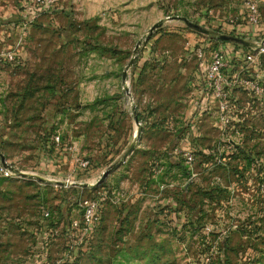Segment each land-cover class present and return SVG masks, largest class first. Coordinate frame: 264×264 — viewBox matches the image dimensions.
Masks as SVG:
<instances>
[{
  "label": "rangeland",
  "instance_id": "rangeland-1",
  "mask_svg": "<svg viewBox=\"0 0 264 264\" xmlns=\"http://www.w3.org/2000/svg\"><path fill=\"white\" fill-rule=\"evenodd\" d=\"M24 4L0 0V152L31 174L0 175V264H264V0Z\"/></svg>",
  "mask_w": 264,
  "mask_h": 264
},
{
  "label": "built area",
  "instance_id": "built-area-1",
  "mask_svg": "<svg viewBox=\"0 0 264 264\" xmlns=\"http://www.w3.org/2000/svg\"><path fill=\"white\" fill-rule=\"evenodd\" d=\"M56 0H25L26 10L38 11L39 8L50 7ZM252 21L256 20V15L251 17ZM199 54L201 53V48H198ZM10 56V54L8 53ZM250 52L243 54L242 59L244 61H249L252 59ZM224 50L222 48L216 47L210 50L207 56L203 55L200 59L199 72L202 84L208 89V94L216 99H221L224 97V88L227 83H231L236 80L235 69L232 70V64L228 60ZM231 64V65H230ZM235 72V73H234ZM220 104L223 101L220 100ZM57 138V135H54ZM186 159L191 158V154L187 153L185 155ZM6 167L0 162V175L4 173Z\"/></svg>",
  "mask_w": 264,
  "mask_h": 264
},
{
  "label": "water",
  "instance_id": "water-1",
  "mask_svg": "<svg viewBox=\"0 0 264 264\" xmlns=\"http://www.w3.org/2000/svg\"><path fill=\"white\" fill-rule=\"evenodd\" d=\"M165 17L167 18H178V19H181L183 20L188 26H190L191 28H194L196 30H199V31H202V32H205V33H208L210 35H214L216 37H219V38H223V39H227V40H231V41H235V42H238V43H241L245 46H253V41L246 38V37H243L241 35H237V34H234V33H230V32H224V31H212L210 28L196 22V21H193L191 20L190 18H188L186 15L184 14H179V13H173V14H167ZM162 19L163 18H158L157 20L153 21L147 28V32L143 35V36H146L147 34H149L156 26H158L161 22H162ZM141 38L137 39V41L135 42L133 48H132V54L130 55L128 61L126 62L123 70H122V78L124 77V73H125V68L127 67V65L132 61L133 57H134V53H135V50L137 49L138 45H139V42H140ZM261 42H264V36L261 38L260 40ZM132 116H133V119L135 121V123L138 124V118H137V115H136V111L134 109V106H132ZM140 129V126L137 125V131L135 133V137H137L138 135V131ZM133 147V142L129 143V145L126 147V149L123 151V153L121 154V156L113 163H111L110 165H108L106 168H104L100 175L97 177V179L95 181L92 182V184H97L99 182H101L103 180V178L105 177V175L111 170L113 169L114 167H116L123 159L124 157L126 156V154L132 149ZM0 162L7 168L13 170L14 172L18 173V174H21V175H26V176H29L31 175L30 173L24 171V170H21L17 167H15L14 165L10 164L9 162H6L5 160V157L3 155L2 152H0ZM37 178H40V179H44L42 176L40 175H35ZM86 183V182H85Z\"/></svg>",
  "mask_w": 264,
  "mask_h": 264
},
{
  "label": "trees",
  "instance_id": "trees-1",
  "mask_svg": "<svg viewBox=\"0 0 264 264\" xmlns=\"http://www.w3.org/2000/svg\"><path fill=\"white\" fill-rule=\"evenodd\" d=\"M221 40H223V41H226L227 39H221ZM233 42V44H239V43H237V42H235V41H232ZM242 47H246V46H244V45H241ZM248 49V48H247ZM234 55H232V56H234V57H236V54L235 53H233ZM233 57V58H234Z\"/></svg>",
  "mask_w": 264,
  "mask_h": 264
},
{
  "label": "crops",
  "instance_id": "crops-1",
  "mask_svg": "<svg viewBox=\"0 0 264 264\" xmlns=\"http://www.w3.org/2000/svg\"><path fill=\"white\" fill-rule=\"evenodd\" d=\"M59 6V5H58ZM26 10V9H25Z\"/></svg>",
  "mask_w": 264,
  "mask_h": 264
}]
</instances>
